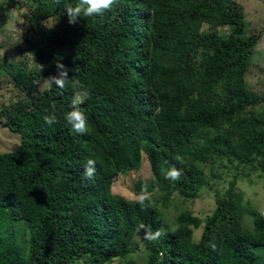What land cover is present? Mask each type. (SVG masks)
Here are the masks:
<instances>
[{
	"label": "trees",
	"instance_id": "16d2710c",
	"mask_svg": "<svg viewBox=\"0 0 264 264\" xmlns=\"http://www.w3.org/2000/svg\"><path fill=\"white\" fill-rule=\"evenodd\" d=\"M33 2L26 42L43 70L12 67L20 95L0 109L21 137L17 150L0 154V264H136L140 224L165 232L143 240L145 264H264V217L236 189L253 172L264 178V97L247 81L261 36L247 35L238 0H115L76 24L66 6L79 0ZM59 62L75 68L89 91L80 105L86 134L64 119L71 84L38 90ZM52 113L58 122L48 126L43 117ZM144 158L152 179L134 188L158 194L162 208L176 195L199 198L220 178L218 168L237 172L225 193L216 192L211 217L181 208L175 227L165 228L151 198L141 210L114 193L117 178L139 170ZM88 159L97 161L92 179L84 176ZM172 166L183 172L175 183L165 178ZM19 223L31 233L25 260L13 234Z\"/></svg>",
	"mask_w": 264,
	"mask_h": 264
},
{
	"label": "rangeland",
	"instance_id": "374dc122",
	"mask_svg": "<svg viewBox=\"0 0 264 264\" xmlns=\"http://www.w3.org/2000/svg\"><path fill=\"white\" fill-rule=\"evenodd\" d=\"M246 12V32L261 36L259 43L255 47L252 56V64L247 75L249 88L260 98L264 97V0H238ZM35 3L33 0H0V109L7 107L12 101L18 98L20 91L16 86L13 73L9 70L12 67H22L29 73L41 71L40 64L32 56L28 49L26 38L27 15ZM52 24L49 23L48 27ZM43 81L37 82L38 90ZM259 114L264 115V102L260 103ZM21 137L11 132L4 121L0 118V154L13 152L20 146ZM218 176L211 180L212 188L205 187L201 190L200 197L191 202H183L182 198L176 195L172 198L169 206L162 208L160 196L150 195L151 200L161 209L164 214L165 228L175 227V218L182 209L190 210L194 216L205 220L212 216L216 209V192L225 193L230 183L234 179L237 170L228 168H218ZM259 171L253 172L249 177H244L237 182L238 191L244 195V201L250 203L257 213L264 217V178ZM209 178H212L208 175ZM152 173L147 159L144 158L139 170L121 175L114 184V193L129 201H137L138 195L134 188L138 181L149 182ZM182 208V209H181ZM203 228L195 231L194 239L198 242L202 236ZM13 234L21 241L22 258L28 257V245L31 237L29 229L21 223L14 226ZM139 250L131 257L136 264H145L146 253H144V243L142 238L138 240ZM120 261V260H118ZM113 261L111 264H121V261ZM82 264V263H81Z\"/></svg>",
	"mask_w": 264,
	"mask_h": 264
},
{
	"label": "clouds",
	"instance_id": "9594fccd",
	"mask_svg": "<svg viewBox=\"0 0 264 264\" xmlns=\"http://www.w3.org/2000/svg\"><path fill=\"white\" fill-rule=\"evenodd\" d=\"M56 3H60V0H55ZM115 0H79L75 7L66 6V14L68 17L69 24H76L81 16L84 17H94L101 16L106 11L111 10ZM41 70L43 66L39 65ZM57 74L54 76H49L43 81L40 85L42 90H48L55 85L57 89H65L66 86L71 84L74 91L72 99V110L67 112L64 119L68 125L71 126V129L78 134H86L89 131V122L86 113L80 108V105H83L89 97V91L86 87L81 84L78 79H75L74 73L75 68L68 69L63 63H56ZM69 71L73 72V76L69 78ZM44 123L48 126H52L57 123V116L52 113L45 115L43 117ZM177 160H180L181 157L177 156ZM96 163L94 159H88L84 165V176L87 179H92L96 173ZM183 175L182 170L177 169L175 166H172L168 169L165 178L172 181L173 183L180 180ZM150 200V194L147 192V188L143 189L142 194L138 197L137 202L141 206V210H144L146 201ZM143 230V240L148 242H156L163 235H165L164 229H157L153 231L151 228L146 227L144 224H140L137 228V232ZM210 247L213 251L216 250V245L210 243Z\"/></svg>",
	"mask_w": 264,
	"mask_h": 264
}]
</instances>
